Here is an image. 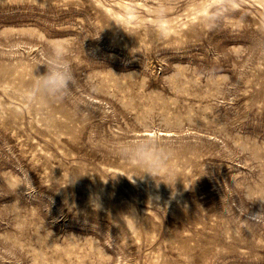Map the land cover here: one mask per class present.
Wrapping results in <instances>:
<instances>
[{"label": "rangeland", "instance_id": "rangeland-1", "mask_svg": "<svg viewBox=\"0 0 264 264\" xmlns=\"http://www.w3.org/2000/svg\"><path fill=\"white\" fill-rule=\"evenodd\" d=\"M59 50L77 86L26 97ZM258 214L264 0H0V264H264Z\"/></svg>", "mask_w": 264, "mask_h": 264}, {"label": "clouds", "instance_id": "clouds-1", "mask_svg": "<svg viewBox=\"0 0 264 264\" xmlns=\"http://www.w3.org/2000/svg\"><path fill=\"white\" fill-rule=\"evenodd\" d=\"M43 66L46 67L44 74H36L38 67L33 71L31 83L25 89L26 97L32 100L63 98L77 86L76 76L68 60L64 58L62 50H59L58 54ZM121 155L133 165V171L140 173V175H134L135 177L142 178L147 174L159 182H164L173 175V170L168 165L169 147L153 139L143 138L125 143L121 146ZM128 217L135 220L131 216ZM245 221L264 222V214L252 216Z\"/></svg>", "mask_w": 264, "mask_h": 264}]
</instances>
